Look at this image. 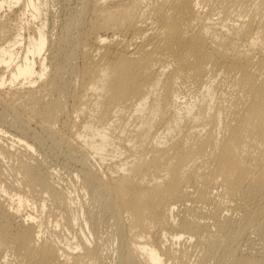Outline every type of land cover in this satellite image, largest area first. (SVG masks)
Wrapping results in <instances>:
<instances>
[{"label":"bare ground","instance_id":"obj_1","mask_svg":"<svg viewBox=\"0 0 264 264\" xmlns=\"http://www.w3.org/2000/svg\"><path fill=\"white\" fill-rule=\"evenodd\" d=\"M4 87L0 264H264V0H0Z\"/></svg>","mask_w":264,"mask_h":264},{"label":"rangeland","instance_id":"obj_2","mask_svg":"<svg viewBox=\"0 0 264 264\" xmlns=\"http://www.w3.org/2000/svg\"><path fill=\"white\" fill-rule=\"evenodd\" d=\"M47 77V75H46ZM46 77L43 79L45 80ZM16 86L15 88H18ZM32 89H8V88H1L0 92L6 94L8 97L12 96L14 93L16 97H23L25 99L29 98V92ZM26 105H18V111L22 114L23 118H26L24 115V109L27 108ZM66 111L71 113V106L68 105L66 107ZM73 115V114H72ZM14 116L9 114L7 110L0 104V125L8 124L13 122ZM79 124V117L74 115V125L71 128V132H74L77 129V125ZM37 123L32 122L30 125L31 128L36 127ZM37 128V127H36ZM5 130V129H4ZM27 140L34 144V138L32 135L27 136ZM51 144V142H49ZM34 152L29 151L25 147L19 144H15L13 146L12 137L10 135H5L0 139V152L2 153V161H0V171L1 170H8L9 175L1 174L0 175V182L2 183V190L0 189V195L5 198V200L9 203L16 202L18 199L19 194L26 195L29 199L39 202L40 201V186L36 182H31V186L27 185L22 174L18 173V169L20 168L23 160H29L32 165L36 164V156L38 157V147H35ZM64 156H54L49 155L47 158L46 166H53L55 167L56 171H58L59 175L64 178V180H70L67 182L70 186L74 187L73 182V173H74V164H71L69 161H66ZM72 166H71V165ZM52 168V167H51ZM62 180V179H61ZM63 181V180H62ZM30 209V207H28ZM39 214L44 218L49 226L55 225V219L48 213L47 210H40Z\"/></svg>","mask_w":264,"mask_h":264}]
</instances>
